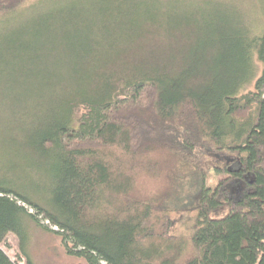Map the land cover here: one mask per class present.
<instances>
[{"label":"trees","instance_id":"16d2710c","mask_svg":"<svg viewBox=\"0 0 264 264\" xmlns=\"http://www.w3.org/2000/svg\"><path fill=\"white\" fill-rule=\"evenodd\" d=\"M48 1L0 0L6 43L20 39L17 21L33 20ZM39 20L50 26L49 16ZM226 27L214 31L217 52L175 69L109 63L96 75L32 76L46 89L15 94L17 117L0 145L40 163L18 166L26 179L0 167V264H17L1 247L11 234L34 264L28 222L87 264H264V27ZM223 153L230 159L216 167ZM165 171L202 181L188 241L167 235L160 202L175 192L152 196L139 185ZM212 171L220 179L205 186Z\"/></svg>","mask_w":264,"mask_h":264},{"label":"rangeland","instance_id":"374dc122","mask_svg":"<svg viewBox=\"0 0 264 264\" xmlns=\"http://www.w3.org/2000/svg\"><path fill=\"white\" fill-rule=\"evenodd\" d=\"M54 2L48 1L45 9L34 11L32 16L35 18L28 23L17 21L21 40L16 36L12 38L14 42L6 43L8 31H0V131H7L15 123L18 108L15 94L30 92L34 95L44 91L45 87L39 85L33 75L46 78L48 74H58L65 79L78 78L85 73L96 75L108 71L109 63L128 65L134 62L137 66L139 63L150 66L162 62L161 67L172 63L175 69L192 57L204 55L205 50L210 56L211 47L217 52L220 45L214 40L217 39L215 30L221 33L226 26H233L238 30L251 32L254 29L258 32V28L264 27V0ZM44 15L50 17L49 27L39 20ZM53 61L57 63L51 67ZM74 63L79 64V74L71 69ZM223 154H218L216 163L211 160L216 167L229 161V156ZM28 159L40 163L38 157L4 151L0 145V167L5 170L11 169L9 166L17 167L13 169H17L18 178L26 179L19 174L22 171L18 166L20 168ZM170 171L163 172L158 180L144 175L139 185L145 194L152 196L159 192H175L172 204L160 202L169 212L171 224L167 235L175 241H188L195 219V213L188 209L190 199L202 186V181L196 176L182 180L173 173L169 174ZM219 179L220 176L212 171L204 185L213 187ZM179 197L188 199V202H180ZM40 220L43 225L56 230L42 217ZM28 227L30 240L26 249L34 264H87L67 255L59 236L32 222H28ZM1 247L12 261L25 264L15 235H9Z\"/></svg>","mask_w":264,"mask_h":264}]
</instances>
